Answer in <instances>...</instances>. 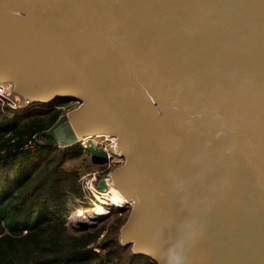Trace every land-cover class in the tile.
I'll return each instance as SVG.
<instances>
[{
	"label": "water",
	"instance_id": "water-1",
	"mask_svg": "<svg viewBox=\"0 0 264 264\" xmlns=\"http://www.w3.org/2000/svg\"><path fill=\"white\" fill-rule=\"evenodd\" d=\"M0 82L79 102L46 144L115 139L133 254L264 264V0H0Z\"/></svg>",
	"mask_w": 264,
	"mask_h": 264
},
{
	"label": "trees",
	"instance_id": "trees-1",
	"mask_svg": "<svg viewBox=\"0 0 264 264\" xmlns=\"http://www.w3.org/2000/svg\"><path fill=\"white\" fill-rule=\"evenodd\" d=\"M66 99L13 111L0 102V264H152L120 243L129 208L90 227H72L73 209L90 208L82 176L103 179L117 164L91 163L80 144L40 136L65 114Z\"/></svg>",
	"mask_w": 264,
	"mask_h": 264
},
{
	"label": "rangeland",
	"instance_id": "rangeland-1",
	"mask_svg": "<svg viewBox=\"0 0 264 264\" xmlns=\"http://www.w3.org/2000/svg\"><path fill=\"white\" fill-rule=\"evenodd\" d=\"M32 105H30L31 107H29V108H33ZM23 109H27V108H23ZM67 112H68V110H66L65 113H67ZM93 141L94 142L95 141L100 142L102 144L107 143L104 140H102L101 138H94ZM121 163H122V161L119 157L113 156L111 159V162L108 163L107 165H109V164L120 165ZM110 172L107 173V175L104 176L103 179H107L109 177ZM86 173H88V171ZM90 173H97V175H98L97 171H91ZM85 174L82 176V182L84 181V183H85V180L83 177L85 176ZM99 180L100 179L96 178V181L94 182V185H93L94 189L92 190V193H90L91 191L88 190L87 187H85V185L83 186L84 199L87 200V202L89 203V205H87L86 207L89 206L90 208H80V209L75 208L71 211V214L67 218V221L72 227H83V226L84 227H90V226L94 225L96 222H98L100 220V218L106 216L113 208L117 209L111 205V196H108V199H99L100 197H98V196H100V194L106 192V191L102 192L98 189L97 182ZM101 202H104V204L101 205ZM98 206H100V207L102 206V208H104L105 213L102 214L103 210H100V208H98ZM123 206L124 205H122V207ZM125 209H127V207ZM95 210H98V212L95 213L94 212ZM97 213H99L101 215H98Z\"/></svg>",
	"mask_w": 264,
	"mask_h": 264
},
{
	"label": "built area",
	"instance_id": "built-area-1",
	"mask_svg": "<svg viewBox=\"0 0 264 264\" xmlns=\"http://www.w3.org/2000/svg\"><path fill=\"white\" fill-rule=\"evenodd\" d=\"M72 101L73 104L69 103L65 105V108H68L66 110L70 111L79 105V102L77 100H72ZM0 102H2V104H5L8 108H10L13 111L20 110L23 108H29L31 107L30 105L33 104L27 99L16 94L14 90V85L10 82H0ZM106 138H108L109 142L103 145H104V149L108 153L109 161L111 162L112 157L115 155H112L111 152L108 151L107 147L111 145H114L116 147V141L112 137H106ZM116 157H119L122 161L120 154ZM83 178L85 180V183L83 181V184L85 185V187H87L88 190L91 191L90 193H92V190L94 189L93 185L97 178V173L88 172L85 174ZM103 180L105 181L106 187L108 189V182L111 184L110 178L108 177L107 179H103Z\"/></svg>",
	"mask_w": 264,
	"mask_h": 264
},
{
	"label": "bare ground",
	"instance_id": "bare-ground-1",
	"mask_svg": "<svg viewBox=\"0 0 264 264\" xmlns=\"http://www.w3.org/2000/svg\"><path fill=\"white\" fill-rule=\"evenodd\" d=\"M107 149H108L109 152H111L112 155H115V156L119 155V152H118L117 148L114 145L108 146ZM108 196H111V205L113 207L117 208V209H121L122 205H124L123 199L119 196L117 191L113 188V186L109 182H108L107 191L105 193H102L98 197H102V198H99V199H108ZM103 204H104V202H101V205H103ZM98 208H100V210H103L102 214L105 213L104 212V208H102V206L101 207L98 206ZM94 212L96 213V212H98V210H95ZM99 213H97V214L101 215Z\"/></svg>",
	"mask_w": 264,
	"mask_h": 264
},
{
	"label": "flooded vegetation",
	"instance_id": "flooded-vegetation-1",
	"mask_svg": "<svg viewBox=\"0 0 264 264\" xmlns=\"http://www.w3.org/2000/svg\"><path fill=\"white\" fill-rule=\"evenodd\" d=\"M65 102H66V104H69V103L73 104V101L71 99H66ZM99 138H101L105 142H109L108 138H106V137H99Z\"/></svg>",
	"mask_w": 264,
	"mask_h": 264
}]
</instances>
